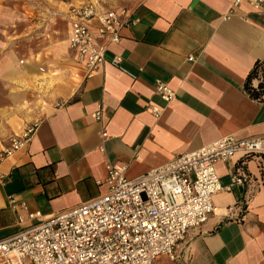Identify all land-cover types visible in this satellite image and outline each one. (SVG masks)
Listing matches in <instances>:
<instances>
[{
    "label": "crops",
    "instance_id": "crops-1",
    "mask_svg": "<svg viewBox=\"0 0 264 264\" xmlns=\"http://www.w3.org/2000/svg\"><path fill=\"white\" fill-rule=\"evenodd\" d=\"M232 1L124 0L129 21L119 42L87 73L68 48L64 16L19 14L18 2L0 0V150L38 123L30 142L0 163V240L35 222H18L25 212L10 196L46 218L103 194L107 165L126 164L133 178L224 136L264 138V95L244 90L264 81V64L250 74L264 62V9ZM158 80L175 90L169 102ZM261 161L264 152L218 162L223 185L242 164L253 192L216 193L227 213L190 230L175 259L153 264L264 263Z\"/></svg>",
    "mask_w": 264,
    "mask_h": 264
},
{
    "label": "built area",
    "instance_id": "built-area-1",
    "mask_svg": "<svg viewBox=\"0 0 264 264\" xmlns=\"http://www.w3.org/2000/svg\"><path fill=\"white\" fill-rule=\"evenodd\" d=\"M242 1L254 10L264 9V0H233L232 5ZM65 18L70 25L68 48L91 73L104 62L108 46L119 42L129 14L124 6L84 2L71 4ZM120 61L117 54L111 58L115 66ZM155 90L165 102L175 95L160 80ZM159 110L153 107L156 115ZM37 125L33 121L11 137L9 145L0 150V163L30 142ZM262 152L264 138L228 135L133 178L126 176V164H110L100 182L107 187L103 194L46 218L10 196V206L19 205L25 212V216L18 215V222H35L0 240V264H153L163 256L175 259L178 243L190 230L201 228L212 215L227 213L214 204L216 193L234 186L253 192L251 177L242 164L232 170L226 185L220 182L216 164ZM262 175L261 161V183Z\"/></svg>",
    "mask_w": 264,
    "mask_h": 264
},
{
    "label": "rangeland",
    "instance_id": "rangeland-1",
    "mask_svg": "<svg viewBox=\"0 0 264 264\" xmlns=\"http://www.w3.org/2000/svg\"><path fill=\"white\" fill-rule=\"evenodd\" d=\"M18 7L19 14H31L44 18L54 16L60 22H64L62 17L66 16L67 8L71 4L91 2L104 7L116 8L122 6L124 0H14ZM36 19V18H34ZM78 78V77H77Z\"/></svg>",
    "mask_w": 264,
    "mask_h": 264
},
{
    "label": "trees",
    "instance_id": "trees-1",
    "mask_svg": "<svg viewBox=\"0 0 264 264\" xmlns=\"http://www.w3.org/2000/svg\"><path fill=\"white\" fill-rule=\"evenodd\" d=\"M259 64H264V62L258 63L256 62L254 64V67L252 68V72L250 74H253L256 72L257 66ZM244 90L245 92L252 98H256V99H262V95H264V81H262L259 84L258 88H252L250 87L247 83L244 84ZM262 184H264V175H262Z\"/></svg>",
    "mask_w": 264,
    "mask_h": 264
}]
</instances>
